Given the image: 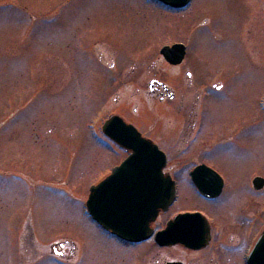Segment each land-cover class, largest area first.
I'll list each match as a JSON object with an SVG mask.
<instances>
[{
  "label": "rangeland",
  "instance_id": "rangeland-1",
  "mask_svg": "<svg viewBox=\"0 0 264 264\" xmlns=\"http://www.w3.org/2000/svg\"><path fill=\"white\" fill-rule=\"evenodd\" d=\"M172 13L147 0H0V264L6 249L20 264L242 263L249 220L264 219V192L242 189L264 178V0H194ZM178 43L189 55L174 68L160 54ZM152 78L175 98L151 95ZM214 78L226 90L204 98ZM114 111L161 144L169 167L205 164L227 180V197L208 205L186 177L163 219L204 210L223 233L210 250L126 248L86 213L93 185L126 156L97 139ZM237 128L241 139L210 150Z\"/></svg>",
  "mask_w": 264,
  "mask_h": 264
},
{
  "label": "water",
  "instance_id": "water-1",
  "mask_svg": "<svg viewBox=\"0 0 264 264\" xmlns=\"http://www.w3.org/2000/svg\"><path fill=\"white\" fill-rule=\"evenodd\" d=\"M157 1L176 10L187 8L191 2ZM178 52L179 56L184 55L182 48H178ZM124 146L132 152V156L116 171V175L92 189L87 207L93 220L106 231L127 243L142 244L151 238V226L160 211H167L174 203L175 186L170 178H165L162 173L167 160L157 146L139 136L131 144ZM193 179L206 196L212 197L215 192L218 194L221 188L220 177L205 166L198 168L193 174ZM207 183H212V187L206 186ZM255 184L264 186V180L258 179ZM133 210L136 211L135 214L132 213ZM203 221L200 215L181 216L157 236V242L162 247L184 244L193 248L192 244L202 238L193 236L186 228L182 230V227L198 225V222L203 226ZM249 264H264V236L252 252Z\"/></svg>",
  "mask_w": 264,
  "mask_h": 264
},
{
  "label": "flooded vegetation",
  "instance_id": "flooded-vegetation-1",
  "mask_svg": "<svg viewBox=\"0 0 264 264\" xmlns=\"http://www.w3.org/2000/svg\"><path fill=\"white\" fill-rule=\"evenodd\" d=\"M151 3H155V2H151ZM155 5L162 9L165 12H173L172 14H180L182 12H174L172 10H169L168 8H165L163 6H161L158 3H155ZM171 60H175V59H171ZM186 58L184 59V61L182 63H180L177 66L171 65L167 59H165L164 57L162 58V61H164L168 66L174 67V68H179L181 66H183L184 64H186ZM187 77L189 79H193V75L191 74V72L187 73ZM219 82V81H218ZM217 79H213V82L211 83L209 89H206L203 93V97L205 98H209L211 97V95L214 93L217 95L216 92H223L225 91V86L223 84H218ZM148 89H149V93L151 92V95L153 94L155 98H157V95L160 97V99L162 101L165 100H173L175 98V96L170 93V90L168 88V86L163 83L161 80H159L158 78H152L150 79V81L148 82ZM215 95V96H216ZM113 118H120L122 121L117 120V121H113ZM111 122L112 125H110L107 130H105L106 124ZM132 128H135L137 130V132L142 136V138L151 141L153 143H155L156 145H158V147L166 154V151L162 148L161 144L154 139L153 137H151L148 132H144L136 123L132 122V121H128L126 120L120 113L117 112H113L111 113L107 119H105L103 121L102 124V136L100 134L99 139L101 144H103L104 146L107 147V149L111 148V151L113 153V151H117V152H122L126 154V157L129 156V152L125 150V148H122V146H119V144L115 141L110 140L109 136L110 134L117 140H123L125 138V141L127 140V138H131L133 132H135ZM202 126L199 125L198 123V119L196 121V124L194 126H192L191 128V133L190 136L194 135V140L196 138L197 134H200L202 132ZM189 136V137H190ZM212 141H211V148L210 150L214 149L217 146H226L227 145V141H235L234 139H241V133H240V129L237 128L235 131H231L228 130V134H224V138L223 141H219V138H217L215 135L212 136ZM109 142V143H106ZM186 148H190L189 145ZM208 150H205L204 153H207ZM168 157V156H167ZM169 164V163H168ZM205 165V164H202ZM200 166V165H199ZM197 166L196 168H191L186 170V168L184 167H169L167 166L165 169L162 170L165 178L171 177V179L175 182V186L177 188V199H176V203L166 212L164 213L163 211L160 213L158 219L156 220V222L153 225V228L155 230V234L164 231L167 228V224L170 220L179 217V216H184V215H200L203 218V226L201 225V223L198 225L197 224H192V225H187L182 227V230H184L186 228V230H188L193 236H197V237H201L202 239L194 242L192 245H194V247H186V245H177V246H172V247H160L156 244L155 240L152 239L151 241L148 242V244H155L157 246V248L159 249H182L184 252H186V254H199V253H203L206 252L208 250H210L213 246L214 243H217V240L215 241V237L219 236L223 237V233H222V229L220 230L219 227H215V219L210 217L207 212H205L204 210H186L185 212H179L177 215H174L170 218H167L165 221L163 220L166 216H169L172 211L174 210V207L177 205V203L180 201L181 196L183 197V186H184V182H185V178L187 177L186 180H188V183L186 184L187 186L191 187L193 189V192L195 194V196L197 197V199H199L200 201L208 204V205H217L219 202L221 203L228 195L229 193V188H228V183L227 180L221 176L217 171H216V167H209V170H211L212 172L216 173L220 179H221V188L219 189V192L217 194V192H215L213 195L214 196H206L204 195L202 192H200V189L198 188V186L194 183L193 178H192V174L194 172H196L197 168L199 167ZM114 168L109 170V175H105L100 181H98V184H100L101 182L105 181L106 179H108L113 172ZM184 173H186L185 175H183ZM258 178H262L259 176V174L255 175L253 177V179L251 178L250 181L248 182V185L244 186L242 189H244L245 192H252L253 195L255 194H261L264 192V186L262 184H255V182L258 180ZM264 179V178H262ZM29 181V183L31 184L33 180L31 179H27ZM34 183V182H33ZM206 186H210L212 187V183H207ZM218 186V185H217ZM218 188V187H216ZM236 188V187H235ZM233 189V188H232ZM240 191H243V190ZM243 191V192H244ZM254 202H256L257 207L259 206V202L258 201H252V203H247L246 206L247 208H244V213H240L238 212L239 217H241V219L243 218H247V217H243L245 216L247 213H251L253 211V206ZM247 209V210H246ZM258 215H262L264 213V203H262V205L260 206V208H258V212L256 210L255 212ZM255 214V215H256ZM248 215V214H247ZM243 217V218H242ZM256 217V218H257ZM259 218V217H258ZM250 219V218H249ZM242 223V220H241ZM218 233V235H216ZM238 231L234 232V234L237 236L238 235ZM264 233V219H261L257 222V224L255 223V217L251 218L249 220L248 223V227L245 230V236H247L246 238V247L241 255V264H247V260H245V258H247V254L249 252V250L252 248V244H253V240H258L261 235ZM108 237H111L108 234H105ZM116 241V240H115ZM206 245L204 246L203 245ZM120 245V244H119ZM126 248H134L131 246H128L126 244H124ZM56 247L53 246L52 248V252L53 255L52 257H54V260H56V258H62L65 259V250L66 248H64L62 250L63 254L61 256L56 255L54 253ZM61 250V249H60ZM226 251V249H224L223 244L222 245H217L215 247V252L218 251ZM56 252V250H55ZM5 264H20V262H17V257L15 252H12V249H6L5 252ZM191 261L189 259H170L166 262V264H188ZM67 264V263H66ZM148 264H152V263H148ZM198 264V263H195ZM201 264H205V263H201ZM221 264V263H220Z\"/></svg>",
  "mask_w": 264,
  "mask_h": 264
},
{
  "label": "bare ground",
  "instance_id": "bare-ground-1",
  "mask_svg": "<svg viewBox=\"0 0 264 264\" xmlns=\"http://www.w3.org/2000/svg\"><path fill=\"white\" fill-rule=\"evenodd\" d=\"M138 209H139V208H138ZM134 212L136 213V211L133 210L132 213H134ZM135 213H134V214H135Z\"/></svg>",
  "mask_w": 264,
  "mask_h": 264
}]
</instances>
